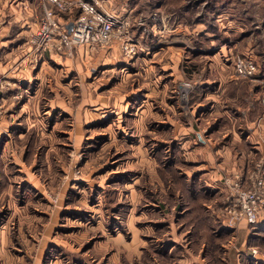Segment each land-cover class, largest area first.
<instances>
[{"label": "rangeland", "instance_id": "1", "mask_svg": "<svg viewBox=\"0 0 264 264\" xmlns=\"http://www.w3.org/2000/svg\"><path fill=\"white\" fill-rule=\"evenodd\" d=\"M102 1L115 11L128 9L121 15L131 19L139 46L132 56L119 48L105 70L107 58L98 62L92 49L56 61L33 46L31 57L23 41L38 31L36 16L22 23L0 12V116L9 115L10 99L20 110L38 105L42 115H16L22 125L0 130L1 154L14 138L26 162L34 161L15 183L16 205L28 208L26 219L10 220L12 252L22 264H264V206L258 223L230 225L236 175H224V191L208 188L198 184L188 159L203 130L194 106L204 100L205 80L225 63V51L236 58L253 46L264 66V0ZM156 39L190 46L180 53V77L164 78L165 91L163 59L156 57L154 70L148 63ZM261 74L241 78L244 86L262 87ZM18 86L34 89L21 95ZM30 93L39 101L30 102ZM34 119L36 127L28 129ZM16 153L8 155L7 168L15 169ZM242 177L250 186L249 175ZM5 181L0 164V193ZM10 210L2 202L0 219Z\"/></svg>", "mask_w": 264, "mask_h": 264}, {"label": "crops", "instance_id": "2", "mask_svg": "<svg viewBox=\"0 0 264 264\" xmlns=\"http://www.w3.org/2000/svg\"><path fill=\"white\" fill-rule=\"evenodd\" d=\"M102 5L105 9L120 15L127 14L126 11H128L126 7L123 8V11L112 10L103 1ZM0 12L4 16L11 13L12 18H14L16 22L21 21L22 23H24L29 16L35 15L36 19H33L32 21L34 24L39 23L40 25L41 15H44V6L41 0H0ZM10 22L11 21L8 20L6 21V24L9 25ZM196 29L197 27L193 28L194 31ZM175 31H180L179 34H181V32L185 30L183 28H176ZM27 39V41H23V44H29L28 50L30 56L34 58L37 54L35 51V55L32 53L33 45L29 41V36ZM184 43L185 42L175 40L168 42L166 39L165 41L156 39L150 46L151 51L149 53L151 54V52H153V54L148 57V63L152 66L151 69L154 70V64L158 63L156 57L163 59L160 72L163 84L162 89H164V91L168 87L164 78H179L180 73H182L180 68V53L183 49L190 47L186 44L185 46ZM249 48H253V46L249 45L244 47V55L250 56L258 62L262 73L259 76V81L262 83V87L259 82H254L252 87H245L244 79L238 78L235 75L234 56L230 53V50L227 52L225 51L227 55L225 63L221 62L219 66H217L220 70L215 78L205 80L207 87L205 89L204 100L194 106V111L197 113V116L195 113V120L200 121L199 125L202 126L203 130L201 131L200 129L196 136V140H193L194 150L190 152L188 159L192 161V172L194 175L199 174L198 184L204 182L208 188L220 189V191L225 190L223 182L224 175H248L250 171L256 169L258 163H261L262 170H264V106L260 103V96L264 84V66H261L260 61ZM86 49L89 50L92 48L83 45L76 47L74 52H79L81 56H84V50ZM117 50H119V45L116 43L107 49L95 50L98 52V58H96L98 62H100L102 58H107L103 61V70L111 64L107 61H112V57ZM223 51L224 47L221 52ZM63 56L64 55L59 53H52L49 58L61 61L64 59ZM65 56L66 60L70 59L67 55ZM88 56L89 55L86 54L87 58ZM216 56H218V53L212 56L214 61L218 60ZM217 67H215V69ZM163 72L167 73V75H163ZM20 76L30 78L31 74H20ZM17 89V94L24 95L26 93L29 95L28 90L34 88L24 89L18 86ZM37 94L38 89L36 88L35 95ZM35 95H32L31 97H34ZM8 98H15V96L13 95ZM38 99L39 98L35 96L29 101L38 102ZM5 107H7V110L4 112L9 113V115L4 114L0 116V130L2 131L6 130L5 127L10 124L12 127L21 124V122H16V115L42 116L40 115V107H38V105H36V108L34 105V108L31 111L28 110L30 107L28 103L22 107V110H20L19 103L10 99V103H8L7 100L5 101ZM27 121H29V119H27ZM38 121V119H34V122L28 123L26 126L28 129L33 126L36 127V122L38 123ZM2 131L0 132V137L2 136ZM24 136L23 133L19 135L18 138H23ZM9 143H11V146L7 147ZM5 149H8V152L4 151L2 154L0 152V164H2L3 174L6 178L5 182H8V185L3 189L2 193H0V204L2 202L3 206L7 204L11 210L9 217H4V219H2V217L0 219V264H22V259L15 255L11 250L13 242L8 228L11 223L10 220L16 215L19 216L21 221L22 219H26L24 208H28L26 207L27 204L23 205L22 208H19V206L16 205V197H14L13 194L16 190L15 183L17 184L19 181L17 178L20 177L22 179L24 177L21 171H23V169H28L27 166H31L34 161L31 164L26 162L24 156L25 151L21 145L18 143L16 144L14 138L6 140ZM15 150H19V153L14 155L15 169L13 168L14 170H12L7 168L6 159H8V155L10 156ZM10 151H12L11 154ZM29 174L31 175L28 176L31 179V184L36 186V183L39 181L38 178H34L31 172H29ZM198 187L200 186L198 185ZM214 199L215 201L217 200L216 197ZM49 243L50 242H47L44 251H42V253L40 252V254L44 255ZM42 246L43 241L39 243V248ZM38 261H36L35 264H37Z\"/></svg>", "mask_w": 264, "mask_h": 264}, {"label": "built area", "instance_id": "3", "mask_svg": "<svg viewBox=\"0 0 264 264\" xmlns=\"http://www.w3.org/2000/svg\"><path fill=\"white\" fill-rule=\"evenodd\" d=\"M43 6L44 15L38 31L29 38L40 53L48 51L70 55L79 46L87 45L98 51L115 43L126 56L138 52L131 19L105 9L102 0H43ZM71 23L73 28L69 32L68 25ZM260 71L259 64L250 56L234 59V72L238 78H254ZM261 102L264 104V93ZM248 175L250 186H246L242 176L230 180L234 193L227 212L232 226L241 220L249 224L258 222L264 206V170L261 163Z\"/></svg>", "mask_w": 264, "mask_h": 264}, {"label": "water", "instance_id": "4", "mask_svg": "<svg viewBox=\"0 0 264 264\" xmlns=\"http://www.w3.org/2000/svg\"><path fill=\"white\" fill-rule=\"evenodd\" d=\"M72 28H73V24L71 23V24L68 25V30H69V32L72 31Z\"/></svg>", "mask_w": 264, "mask_h": 264}, {"label": "trees", "instance_id": "5", "mask_svg": "<svg viewBox=\"0 0 264 264\" xmlns=\"http://www.w3.org/2000/svg\"><path fill=\"white\" fill-rule=\"evenodd\" d=\"M78 13V12H77ZM258 223V222H257Z\"/></svg>", "mask_w": 264, "mask_h": 264}]
</instances>
